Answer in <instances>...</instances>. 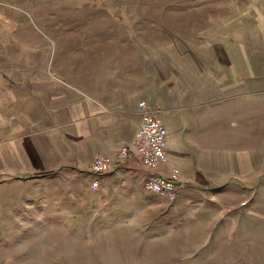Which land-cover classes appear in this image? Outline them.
Returning a JSON list of instances; mask_svg holds the SVG:
<instances>
[{"label": "rangeland", "instance_id": "obj_1", "mask_svg": "<svg viewBox=\"0 0 264 264\" xmlns=\"http://www.w3.org/2000/svg\"><path fill=\"white\" fill-rule=\"evenodd\" d=\"M242 49L264 58V0H0V91L30 72L38 55L46 61L55 53L74 60L135 54L159 73L190 70L194 55L229 62ZM168 55L173 60L163 64ZM255 64L248 58L247 81L261 83L263 115L247 118L239 140L223 150L230 158L222 169L239 183L220 189L214 184L173 199L137 182L90 190L93 180L84 175L16 173L32 169L30 156L17 166L9 147L15 134L9 124L0 128V264H264V61L263 75L249 70ZM143 105L159 122L156 110L141 103L139 129ZM168 136L160 165L168 167L164 178L177 173L183 188L180 170L170 165ZM136 141L122 144L116 160L143 164ZM125 148L131 157L122 162ZM96 159L110 165L96 154L89 171Z\"/></svg>", "mask_w": 264, "mask_h": 264}, {"label": "crops", "instance_id": "obj_2", "mask_svg": "<svg viewBox=\"0 0 264 264\" xmlns=\"http://www.w3.org/2000/svg\"><path fill=\"white\" fill-rule=\"evenodd\" d=\"M242 50L229 62L221 55L217 62L211 55H194L190 70L159 73L135 54L74 60L55 53L46 61L36 56L30 72L0 91V128L9 124L15 134L9 147L16 165L23 168L30 156L32 166L16 173L61 174L65 180L84 175L93 180L87 168L96 154H102L111 168L102 176L101 186L125 190L134 182L144 186L151 173L167 177L165 165L150 169L136 158L125 163L116 160L120 146L137 139L139 106L146 103L168 129L170 165L180 170L183 181L180 194L239 183L227 179L229 170L222 169L223 160L230 158L223 150L239 140L237 134L247 118L263 115L261 83L252 79L248 83L247 70L248 58L259 65L264 58ZM172 57L161 61L165 64ZM259 65L249 70L263 75ZM257 83L261 89L248 91V84ZM88 185L97 190L90 180Z\"/></svg>", "mask_w": 264, "mask_h": 264}, {"label": "built area", "instance_id": "obj_3", "mask_svg": "<svg viewBox=\"0 0 264 264\" xmlns=\"http://www.w3.org/2000/svg\"><path fill=\"white\" fill-rule=\"evenodd\" d=\"M141 127L138 132L136 141V154L141 162L146 166H156L161 163H166L167 150V129L164 125L156 121L143 105L141 108ZM131 155L129 150L125 148L120 158L122 162ZM121 161V160H120ZM110 170L108 160H94L90 173L94 176L92 188L99 189L101 186V178ZM174 175V177H173ZM171 178H164L155 173H151L144 181V188L147 192L156 193L165 197L176 198L182 189L180 187L177 173H174Z\"/></svg>", "mask_w": 264, "mask_h": 264}]
</instances>
